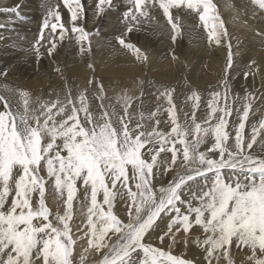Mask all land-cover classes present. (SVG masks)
Instances as JSON below:
<instances>
[{
  "label": "snow or ice",
  "instance_id": "snow-or-ice-1",
  "mask_svg": "<svg viewBox=\"0 0 264 264\" xmlns=\"http://www.w3.org/2000/svg\"><path fill=\"white\" fill-rule=\"evenodd\" d=\"M110 3L111 0H98L97 14ZM156 3L172 27L173 41L178 32L170 12L173 8L197 13L206 29L211 21L209 39L215 37L217 44L222 42V36H227L212 0H156ZM254 3L264 9V0H254ZM63 4L71 14V32L78 34L80 42L87 40L88 33L78 26L84 6L80 0H63ZM134 5L135 13L148 17L145 0H134ZM124 15L137 19L132 9ZM61 21V13L49 8L40 29V39H44L45 29H50L51 33L59 29L63 38L67 29ZM117 40L122 46L133 48L122 37ZM55 48L56 44L51 43L49 55ZM36 52L39 58L38 48ZM135 52L138 58L146 59L139 49ZM231 63L229 54L228 67ZM100 91H103L102 86ZM19 95L23 101L22 111L14 110L10 101L0 95L3 105L0 110V264H73L75 240L70 221L78 185L83 188L85 199H90L85 235L88 249L99 254L91 264H194L192 260L172 255L171 251L147 242L158 219L168 211L174 216L159 237L161 242L165 238L175 242L176 233L182 230L187 236L198 226L204 235L197 243L205 248L207 264L213 261L220 264L221 259L225 264H234L230 255L234 244L251 250L248 259L253 264H264V158L246 154L245 144L251 149L256 137L253 135L252 142L246 143L242 135L249 103L243 106L234 149H230L227 145L232 137L227 131V117L231 116L232 108L226 102L227 91L223 106L218 104L220 93H212L205 121L208 126L197 123L196 114L192 113L193 143L186 141V132L177 122L170 91L161 94L171 105L167 109L172 125L168 132L156 127L151 131L130 128V121L125 120L131 106V98L127 96L123 98L125 116L120 117V126L116 127L107 110L93 115L83 93L75 100L69 94L66 104L41 102L38 108L30 107L27 92L20 90ZM189 99L197 101L193 104V108H197L199 95L193 92ZM155 115L152 113L153 117ZM214 119L215 123H210ZM159 123L157 120L156 124ZM140 128L142 125L137 124L136 129ZM260 128H264V121L260 122ZM256 131L254 128L253 132ZM209 135L214 143L207 152L198 151V145ZM177 145L182 146L181 171L166 186L155 188L154 182L161 170L158 157L171 153V162L163 171L174 170L180 151ZM208 153H217V156L213 158ZM224 169H239V172L225 177ZM208 173L213 174L210 181ZM197 177L205 179L204 185L198 191H191V199L185 200L184 190ZM49 183L54 184L62 196L66 193L65 210L62 215L55 214V224L50 219L53 213L45 203ZM121 190H126L128 201L126 221L113 212L114 201L122 194ZM100 194L102 200H98ZM178 204L186 205V209L182 211ZM80 264H86L84 255L80 257Z\"/></svg>",
  "mask_w": 264,
  "mask_h": 264
},
{
  "label": "rangeland",
  "instance_id": "rangeland-1",
  "mask_svg": "<svg viewBox=\"0 0 264 264\" xmlns=\"http://www.w3.org/2000/svg\"><path fill=\"white\" fill-rule=\"evenodd\" d=\"M80 2L84 6V14L78 26L88 33V39L83 42L77 39L78 34L71 32V14L63 0H0V95L10 101L14 110H23L20 90L28 93L32 108H38L41 102L60 101L66 104L69 94L75 100L83 93L94 116L107 110L114 126L119 127L120 117L125 116L123 98L127 96L131 98V106L125 120L130 121V128L151 131L156 127L159 131L168 132L172 125L167 109L171 105L167 97L161 94L170 91L177 122L186 132V141L193 143L192 113L195 112L197 123L202 127L208 126L205 121L212 93H220L218 104L223 106L227 91L226 102L232 108L231 116L227 117V131L232 139L227 146L234 149L240 115L244 104L249 103V115L242 135L246 143L252 142L253 135L256 138L251 149H247L245 144V152L253 157L264 158V128H260V122L264 121V9L258 3H254V0H212L227 30V36H222V42L217 44L215 37L209 39L211 21L206 29L198 14L190 9H170L178 26L173 41L172 27L156 0H145L144 10L148 12V17H140L135 13L134 0H111L110 6L105 4L99 14L96 9L98 0ZM12 8L16 11H9ZM49 8L61 13V22L65 23L67 29L63 38H60L59 29L56 33L45 29L44 39H40V29ZM129 9L137 15L136 20H132L131 15L125 17ZM117 37H122L133 48L119 44ZM53 42L56 48L49 55L48 49ZM36 48L39 49V58ZM135 49H139L146 59L138 58ZM229 54L232 60L230 67ZM121 65L127 70H120ZM193 92L200 97L195 109L193 104L197 101L189 99ZM76 106L79 107V103ZM2 108L0 103V110ZM68 108L70 110L71 106ZM113 112L115 116H112ZM154 112L156 115L153 117ZM80 115L83 118V113ZM157 120L160 121L158 125ZM210 123L214 124L215 119ZM137 124H141L142 128L136 129ZM254 128L256 133L253 132ZM213 143L209 135L198 145L197 150L207 152ZM177 148L180 151L174 170L163 171L171 162V153L158 157L161 170L157 173L155 188L166 186L181 171L182 146L177 145ZM208 155L215 158L217 153ZM238 172L239 169L223 170L225 177L235 176ZM207 176L209 181L213 178L212 173ZM204 183L203 177L189 182L190 187L184 190L183 198L190 200V192L198 191ZM121 192L114 201L113 212L126 221V190ZM38 198L36 196L35 200ZM65 200L66 193L62 196L54 184L46 185L45 203L53 213L50 219L54 224L57 223L55 214L58 212L62 215L65 210ZM98 200H102V194L98 195ZM89 203L90 199H85L83 188L78 185L70 221L75 240L71 257L73 264H80L81 255L86 257V264H91L99 257L94 250L88 249L85 235ZM178 206L182 211L186 209L184 204ZM172 216L174 213L171 211L161 215L148 235L147 242L164 251H171L172 255L192 260L194 264H207L205 248L197 243L204 235L198 226H194L187 236L182 230L176 233L175 242L169 238L161 242L159 237L167 230ZM85 249L88 251L85 252ZM230 255L234 264H253L248 259L251 250L245 246L237 247L234 244ZM220 264H225V261L221 259Z\"/></svg>",
  "mask_w": 264,
  "mask_h": 264
},
{
  "label": "bare ground",
  "instance_id": "bare-ground-1",
  "mask_svg": "<svg viewBox=\"0 0 264 264\" xmlns=\"http://www.w3.org/2000/svg\"><path fill=\"white\" fill-rule=\"evenodd\" d=\"M117 21H118V20H117ZM5 35H6V34H5ZM15 38H17V37H15ZM0 41H1V40H0ZM29 42H30V41H29ZM35 44H36V43H35ZM0 46H1V45H0ZM2 46H3V45H2ZM11 46H12V45H11ZM9 47H10V46H9ZM9 47H8V48H9ZM1 50H2V49H1ZM16 51H17V50H16ZM16 53H17V52H16ZM9 54H10V53H9ZM1 55H2V54H1ZM21 56H22V55H21ZM13 58H14V57H13ZM15 58H16V57H15ZM15 58H14V59H15ZM10 59H11V58H10ZM10 59H9V61H10ZM6 60H7V59H6ZM11 61H12V59H11ZM19 61H20V60H19ZM17 63H18V62H17ZM119 64H120V63H119ZM5 65H6V64H5ZM9 65H10V64H9ZM11 66H12V65H11ZM119 66H120V65H119ZM121 66H122V65H121ZM22 68H23V66H22ZM37 69H38V68H37ZM119 69H120V70H125V69L127 70V68H126V67L123 68V66L120 67ZM116 70H117V69H116ZM68 97H69V96H68ZM51 99H52V98H51ZM48 205H49V204H48Z\"/></svg>",
  "mask_w": 264,
  "mask_h": 264
}]
</instances>
